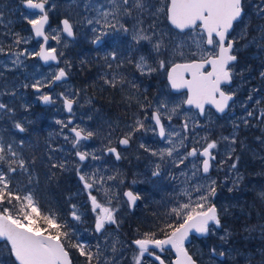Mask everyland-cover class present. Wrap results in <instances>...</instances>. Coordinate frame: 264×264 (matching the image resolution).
<instances>
[{
  "label": "snow or ice",
  "instance_id": "1",
  "mask_svg": "<svg viewBox=\"0 0 264 264\" xmlns=\"http://www.w3.org/2000/svg\"><path fill=\"white\" fill-rule=\"evenodd\" d=\"M22 3L28 10L25 19L31 26L32 33L37 38H43L45 42L40 45L38 52H33L31 55L39 57L46 63L56 61L57 49L45 46L49 39L58 43L61 40L59 34L50 37L45 31V26L49 21L46 9L48 0H22ZM107 3L111 6L110 8L92 3L85 4L86 9H93L97 14L96 18L88 19L87 23L99 25L101 35L108 34L102 31L103 29H122L127 33L129 30L120 23L119 17H131L134 10L139 13L148 10L145 0H107ZM244 11L243 0H167L166 3L161 0V6L152 15L163 14L172 28L185 35L190 33L189 39L198 49L200 59H194L188 63H171L170 67H168V61L160 59L157 68L149 64L144 56H141L135 62L136 71L141 75L160 70L167 71V79L171 88L174 90L186 89L187 91V97L183 104L197 109L201 116L205 115L206 105L214 107L218 113L225 112L234 93L225 91L222 85L231 83L233 75L231 65L237 60L236 55L233 54L236 40L229 39V36L234 31V25L243 20ZM34 14L35 18H31ZM256 14L264 18V0H260ZM61 23V31L67 37H73V23L67 18L63 19ZM143 23L142 19L137 20V25L140 27L136 28L133 39L137 43L147 41L159 56L165 45L162 39H158L154 43L153 40L156 36H162V33L153 31L152 34H147L148 29L154 30L157 24L153 21L146 29L142 26ZM92 31L97 32L98 29L93 27ZM259 31V40L253 38V41L257 43L264 42V27H261ZM246 33L247 26L244 29V34L246 35ZM100 39L101 36H96L93 43ZM27 42L19 34H16L7 52L4 47L0 46V54L14 56L15 59L12 60V64L18 65L21 62L20 58L28 53L26 50L13 51V47ZM205 45L210 51L206 50ZM184 47L183 42L177 44L173 48V52L183 56V51L178 50ZM113 59H115L114 53ZM206 66L210 67L211 70H207ZM260 75L264 77V72H261ZM66 76V70L59 68L52 74L51 80L47 83L38 80L31 86L37 93H40L42 88L51 87ZM186 76L191 78L188 79ZM126 82L125 78L115 76L111 80H104L105 84L112 87ZM59 98L63 101L64 110L71 114L73 105L77 103L76 99L68 93H60ZM38 99L44 104L55 103L53 96L49 94H41ZM257 103L259 104V101ZM150 107V104H140V110L144 113L143 118L138 114H133L132 122L126 125V131L119 138L118 144L129 146L135 134L140 131H152L158 134L165 143V147L153 150L143 143L140 144L141 148L160 160V163L156 164V170L152 172L153 176L161 175L162 164L170 162L174 167L179 168L191 158V176L183 171L181 175L185 176L186 183L192 180L196 182L190 184L180 193L181 196L187 197L186 202L177 201L176 205L166 213L167 216H174L176 221L174 223L165 222L163 227H159L157 231L138 232L135 238L126 242L113 239L109 243L106 237V243L103 247L97 243L93 248L87 241L74 240L75 233L69 230V225L61 222V218L56 213L42 211L31 191H16L12 187L13 174L18 171L28 172V162L13 147V144L9 143L5 146L0 143V165H3L0 168V252L8 253L9 257L12 258L11 264H73L70 249H75L79 256L84 258V264H121L124 251L128 248L133 251L131 264H146V262L147 264H156V262L165 264V259L162 258L161 254L168 251L175 254L170 264H198V261L193 258L185 246L190 233L194 232L205 236L221 227L219 210L212 202V198L216 195V181L209 177L210 169L213 166L212 162L216 159L212 150L218 147L219 141L210 140L207 136L201 137L194 139V143L200 144L202 140L204 142L202 147H192L187 150L185 142L190 139L189 130L192 118L186 116L185 121L180 125V130H177L174 127L166 126L163 121L167 119L171 122L173 116L178 114L180 105H176L164 113L161 112V109L167 106L160 104L151 111L149 116L147 108ZM0 111L11 113L12 109L6 104L0 103ZM247 115L251 117L253 112H248ZM258 119L264 120V112H261ZM149 120L151 124H146V121ZM56 123L60 124L62 129L68 128L73 134L70 142L73 149H76L75 156L78 159L76 172L83 184L84 191L88 193L91 210L95 214L94 232L103 236L107 226L116 225L119 228V221L116 218L118 208L112 207V198L107 199L106 206L98 201L97 196L92 195V189L96 188L99 191L100 188L97 186L103 187L106 183L105 178L97 172H93L91 175L84 173L81 168V165L88 159H100L93 152L79 150L81 142L92 139L96 133L79 126L70 127L73 124L71 118L68 119L67 123L60 120H57ZM244 123L247 125L248 121L245 119ZM199 126L198 122L192 123L193 128ZM14 127L21 133L25 131V127L21 123H15ZM64 139L67 141L69 137L65 135ZM222 139L229 142L228 159H231L232 153L235 151L231 145L236 143V138L233 136L231 138L222 137ZM20 143L23 145L22 140ZM111 144L112 141L109 137V146L105 148V154H112L117 160H120V152L117 147L111 146ZM181 149H185V151L181 153ZM221 163L223 164V161ZM66 166L67 161L51 164V168H60L61 170L66 169ZM185 167L187 166L185 165ZM236 167L237 164L233 162L231 169L234 170ZM5 168L6 170H4ZM116 179L117 176L115 175L107 177L108 181H115ZM202 180L207 181V183H200ZM110 191V189H105V195H108ZM123 196L126 198L129 207H133L136 201L141 198L138 193H134L132 190L124 191ZM70 215L75 221L81 219L75 205L72 206ZM221 239L226 241L227 236L221 237ZM211 253L215 255L216 249L213 248ZM219 256L223 257L225 253L220 252ZM0 264H4V262L0 260Z\"/></svg>",
  "mask_w": 264,
  "mask_h": 264
},
{
  "label": "rangeland",
  "instance_id": "2",
  "mask_svg": "<svg viewBox=\"0 0 264 264\" xmlns=\"http://www.w3.org/2000/svg\"><path fill=\"white\" fill-rule=\"evenodd\" d=\"M51 2V11H54L55 13L58 12L57 6L58 1H52L48 0ZM64 1V0H62ZM73 0H68L67 2H64L59 6L61 12L66 9V5L70 6L72 4ZM76 4V7L79 8V11L82 15L85 17L80 16L78 21L80 23V26L78 27V30L80 32V44L79 45H85L88 43L91 45L92 41L96 38V36H101V39H107V40H112L114 39L113 43L107 46L104 50L97 48L96 49V54L93 53L95 64L98 60H104L106 64L108 65V61L113 58L111 56L113 49L116 48L118 43V38L119 37H124V42L121 44L124 49V54L125 58L127 60H130L133 62H137L141 56H144L141 53H136L133 54L131 57L130 50L128 48L129 43L131 42L132 45L136 46L139 44L144 43L148 49V55L144 56L148 63L155 64L156 67L158 68V61L160 59H164L168 61V67L171 65V63L175 62H182L189 60L192 57H200V53L196 46L191 43V40L189 39L190 33L188 35H185L184 33H178L175 30H173L169 24L167 23V20L163 14H158L157 16H153L152 13L155 12L157 8L161 6V0H145V4L148 8L146 12L139 13L134 10L133 16L128 17V16H121L119 17L120 23L124 25L129 31L125 33L122 29L121 30H114V29H103L102 31L107 32V35H101V30L99 25H89L87 23L88 19H94L96 18V12L93 9H86L85 4L86 3H92L94 5H103L106 8H110L111 6L108 5L107 0H74ZM163 2H167V0H163ZM250 10H252V6L246 4ZM3 9V6H2ZM25 14L24 13L23 17H20V19L15 22L12 18L9 21V23H5L4 25L9 26L10 23L13 22V27L15 30L18 28V24L21 23L22 25L26 26L27 20L25 19ZM31 18H35L33 15ZM111 19V18H110ZM142 19L144 21L143 27L148 29V26L153 23V21L156 22L157 27L153 29H148L147 34H152L153 31L157 33H162V36H156L154 37L153 43L158 40L162 39L165 47L161 49V54L158 56L152 49V46L150 43L147 41H141L137 43L134 39L133 36L136 33V28L140 27V25H137V20ZM114 22V21H113ZM245 26H248L250 24L249 21V16L246 17V21L244 22ZM29 26V24H28ZM84 27H88V31H81ZM96 27L98 29L97 32H93L92 28ZM25 28L23 29V31ZM116 32V33H112ZM198 31V30H197ZM18 33V32H17ZM29 33L28 35H26ZM46 33L51 37L52 35L59 34L61 37L60 42L58 43L55 40H51L50 46L52 48L58 49V47L65 48L67 47V40L62 36L60 27L57 25H52L48 26L46 29ZM124 34V35H123ZM4 35L7 36V32L4 33ZM19 36L23 37L25 40H27V43H21L18 46H14L13 49H17V51L21 50H26L28 54H26L24 57H21L20 60L21 62L18 65L12 64V60L15 59L14 56L11 55H5L3 54V60H0V66H2L3 71H9L15 68L20 69L19 70V80L22 82V84L28 85V89L30 92H26L28 95V100L30 101V104L32 105V84L36 83V81H44L48 82L51 80V76L54 72H56V68L54 67H49V68H43L36 56L31 55L33 52H37V49L39 45L33 41L32 36L29 31H24L22 32ZM7 38H9L7 36ZM129 40H131L129 42ZM5 41V40H4ZM129 42V43H128ZM184 43L185 47L183 49H180L178 51H183L184 55L181 56L179 54H175L173 52V48L177 44ZM130 43V44H131ZM205 47V46H204ZM206 48V47H205ZM5 51L8 50V48L4 47ZM207 50V49H206ZM193 53H196V55H193ZM118 56H115V59H117ZM125 66L128 65L126 59H125ZM15 66V67H14ZM62 67L66 69V66L62 64ZM97 67V66H96ZM68 68V67H67ZM67 70V69H66ZM68 71V70H67ZM16 72V71H15ZM166 72L165 70H160L157 72H154L153 75L157 80H159L160 84L157 90V99L153 100L150 96H145L141 92V87H139V97L142 99L146 97L148 100H150V105L153 104V101H155V105L153 108L155 109L158 105L160 104H165L167 107L164 109H161V112L167 113L169 110H171L173 107L176 105H180V109L178 110V114L174 115L171 122H169L167 119H165V125L168 127H174L177 130H180V125L182 124V121L184 122L186 119V116L191 117L190 121V130H189V144L188 147L190 146H203V141L201 140L200 144L194 143V139H199L201 137L207 136L210 140H218V147L214 149L213 154L216 156V159L213 161V172L209 174L210 179L216 181V197L215 200L212 201L218 208L219 213H220V218H221V227L218 229H215L213 232H211L208 236V238H205L199 242H193L190 244V253L193 255V257L198 261L199 264H251L250 260V253H247L245 250L239 251V248H236V241L235 239H231V237L236 235V233L230 228L226 227L224 225V220L223 217H228V215L234 214V213H240L242 209L239 208V205H236L234 200H236L234 197H237V193L239 192L238 196L243 195V191L245 189H242L243 191L241 192L240 184L244 183V178L241 176H238L236 174H230L226 173L225 170L222 169L221 171V166L223 167V164L225 163V157L228 156L226 153H228V149L226 148V145L229 144L228 141H224L222 137H226L223 133L226 132H220L221 127V122L219 121L218 116L213 113L212 111H209L206 113L205 117L202 119H199L198 115L192 111L191 109H185L183 107V101L185 100V95H179V96H172L173 94L170 93L167 85H166ZM3 73V72H2ZM16 74V73H15ZM107 73L104 72V75ZM135 75H137L135 73ZM161 77V78H160ZM113 77L110 75L107 79L111 80ZM163 81L165 82L163 84ZM122 85V84H120ZM118 85V86H120ZM107 87V84H106ZM123 88L126 89L125 91H128V96L124 98L125 102H128V98L130 97L131 93L134 91L138 93V90L134 89L132 83L131 85H128L127 83H123ZM15 90L14 88L12 89L9 85L5 84L0 86V103H5V96L6 95H12L11 92ZM79 90L80 88L76 86L74 81L71 82H65L62 84L57 85L55 91L53 92V98L55 100V103H52L50 106V112L52 113L53 117L50 119V121L56 123L57 120L63 121L64 123H67L68 118L65 116L64 111H63V101L59 98L60 93H68L70 96L74 97L77 102L82 101L83 97L79 96ZM132 91V92H131ZM15 92V91H14ZM78 93V95H77ZM159 95V99H158ZM35 99H38V96L34 97ZM24 99H27L26 95L24 93H20L18 95V100L19 103L25 104ZM145 100V98H144ZM7 102L10 104L11 99L8 98ZM77 104V103H76ZM77 110H73L71 113V117L77 121V125L81 128H85L89 130V126L87 127L86 124H88V121L86 117L82 116L83 110L86 112V116L88 117L89 107L88 105L85 106L84 104L78 105ZM48 109V108H47ZM48 109V110H49ZM82 109V110H80ZM149 108H147V113L149 115ZM131 112V111H130ZM129 112V113H130ZM2 113V111H0ZM134 114H137L133 112ZM91 113L89 119H91ZM125 115L124 118L122 115H110L108 119L101 121L99 116H95V122L96 124V129H98V132L100 134L104 133V130L106 131V135H110L112 138L117 135L119 131V126L117 129L115 128V125L117 124L118 120H122V126L126 127L127 124H130L132 122L133 115L129 116L128 114H123ZM140 115L141 118H143V114H138ZM4 117V116H3ZM193 122H198L199 127H192ZM57 124V123H56ZM146 124H151L150 122L146 121ZM60 125V124H58ZM62 128V126L60 125ZM65 129V128H63ZM67 130V128H66ZM126 131V128L120 127V134L124 135ZM115 132V133H112ZM211 132V133H210ZM63 137L67 134L63 133ZM68 136V135H67ZM233 136H235V130L233 131ZM232 136V137H233ZM69 137L68 142V148L71 150L72 155L74 156L73 163L75 164V175H76V184L78 185V191L76 193L77 197L82 198L83 201L79 202L77 211L79 212L81 219L80 221H75L72 219V217L68 218L67 221L70 223V230L75 233V239L82 240V238L89 239L92 237L94 241V247L97 243H100L102 247L105 245L106 240L105 238L107 237V241L110 243L111 240L113 239H118L119 241L126 242L130 241L131 239L135 238L137 235L136 228L129 226L130 222H126L128 218L130 217L129 212H127L128 208L125 204L124 199L120 197V193L116 187V184L111 183L110 181L107 180L108 176H117V173H120V168L117 166H113L110 163V158L109 154H105V148L107 147L103 142H99L94 144V145H89V143H84L81 142V146L79 148L80 151H89L93 152L96 156L100 157L98 160H91L88 159L87 161L84 162V164L81 165V168L83 169L84 173H87L91 175L93 172H97L99 175H102L105 178L106 183L103 185V187H100L99 185L97 186L100 188L99 191H97L96 188L92 189V195L97 196L98 201L105 204L107 206V199L112 198L113 203L112 207L118 208V213L116 214V218L119 221V228H117L116 225H110L107 226V229L104 233L103 236H100L99 234H96L94 232V225H95V214L91 210V202L88 199V193L84 191L83 189V184L80 181L77 172H76V165L78 163V160L75 158V151L76 149H73L72 144L70 142L71 137ZM114 137V139H115ZM156 138V133L152 131H140L135 134V137L132 140V144L130 146L131 150L125 154H122V159L121 162L124 163L127 159H131L134 162H138L135 167H137V170L130 175V178L133 181V185L136 186V189L138 186L148 184L150 186L152 185H157L158 189H162L165 185L170 184L171 190L168 192H171V195L173 198L176 200L174 201L175 205L177 201L180 202H186L187 197L181 196L180 193L182 192L183 189L188 188L190 184L195 183V180L185 182V176L181 175V172H187L188 176H191V169H192V162L191 160L185 161V165H181L179 168L174 167L170 162L167 164H162L160 168L161 175L159 176H154L150 177L152 172L156 170V164L160 163V160L158 157H153L150 152H146L143 148L140 147V144L143 143L145 144L148 148L150 149H159L162 147H165L164 142L159 143H154L157 147H151V143L153 141L149 142V140H155ZM113 141V139H112ZM112 144L111 146H113ZM153 145V144H152ZM181 153L185 151V149L180 150ZM135 152V153H134ZM139 156V158L135 159L136 157ZM144 160H147V167L146 170L148 172H140L138 170L141 169V164ZM141 166V167H140ZM135 170V169H133ZM222 172V173H221ZM123 181V183H121ZM120 183L117 186L120 185H125V179L122 177ZM200 183H207V181H200ZM105 189H110L111 191L108 193V195H105ZM231 189V190H230ZM16 191H18V186L16 188ZM234 192V193H232ZM140 196L142 197V193H139ZM162 195V194H161ZM234 198V200H233ZM137 209H140L138 207ZM131 218V217H130ZM83 224H87L83 226ZM79 225L81 226V229H77L75 226ZM85 230V232H84ZM245 230H247L248 234H251L252 232L249 230L248 226H245ZM233 233V234H232ZM227 236L226 241L222 240L221 237ZM232 243V245L230 244ZM215 248L216 249V254L213 255L211 253V250ZM71 254L74 255L73 258V264H84V259L79 256L78 252H76L75 249H70ZM220 252H224L225 256L221 257L219 256ZM170 253V252H169ZM108 255H111V253H108ZM133 255V251L131 248H128L126 251H124L123 258L121 261V264H131V257ZM171 258V255L168 257V260ZM11 257H9L8 253L6 252H0V260L4 262V264H11ZM147 264V262H146Z\"/></svg>",
  "mask_w": 264,
  "mask_h": 264
},
{
  "label": "trees",
  "instance_id": "3",
  "mask_svg": "<svg viewBox=\"0 0 264 264\" xmlns=\"http://www.w3.org/2000/svg\"><path fill=\"white\" fill-rule=\"evenodd\" d=\"M68 0H59L57 11L52 12L50 14V24L57 25L60 27V19L67 18L73 23V31L75 34V39L73 41H67V47L57 49V56L59 57L60 62L66 66L68 69V73L72 81L80 88L79 96H82V101L77 102L76 110L78 109V105L84 104L88 105L89 111L92 114L91 119L90 113H88V117L86 116L85 110L82 112V116L86 117L89 126V130L96 133V135L90 139L89 145L94 144L96 141L103 142L106 146H109V137L110 135H106V131L104 130L103 134L98 132L96 129V124H94V117L97 115L94 112V107L98 106L103 110L110 108V100L108 95V88H106V84L104 80L107 79L106 75L97 74L94 72L96 67L93 53H97L91 45L86 43L85 45H79L81 42L79 40L80 32L78 27L80 23L78 21L79 17H85L79 11V8L76 7L75 1H72L70 6L66 5V9L61 12L59 6ZM4 11L10 12V17L17 22L20 19V13H25V11L21 7L20 0H2ZM16 12V13H15ZM24 31H29V26L18 24L17 30L13 27V22L9 24L7 29V36L9 37V42H12L15 39L16 34H21L23 29ZM88 31V27H84L81 31ZM18 32V33H17ZM6 36V35H5ZM131 40H129L130 42ZM110 40L105 41V44L102 46V50H104ZM124 42V37L118 38V45H120V55L117 59H124V49L121 45ZM128 42V43H129ZM131 43V42H130ZM129 43V50L131 53V57L133 54L141 53L144 56L148 55V49L144 43L139 45H132ZM18 69L15 68L12 70L3 71L2 73V82L3 85L7 84L12 89L19 90L24 93L27 99H24V110L17 108L18 110V123H21L25 127L24 132H18L17 139L21 142L23 141V145L17 146L18 152L21 156L28 162V172H20L13 174V182L12 187L14 185L18 186V191H31L38 201L42 211L45 213L51 211L56 213V215L62 216L67 220L71 217L70 213L72 211V206L75 205L76 198L72 196L69 198L70 188H74V190H78V185L76 184V175H75V164L73 163L74 156L72 155L70 149L68 148V140L66 141L62 135V129L60 126L50 119L52 118L51 112H47L41 109V107H33L28 100V95L26 92H30V90L25 87V84L19 80L21 78L19 75L15 74V71ZM20 70V69H19ZM21 71V70H20ZM131 82H135L133 79L134 72H131ZM102 81L103 86L99 83L96 84L95 81ZM16 81L19 82L20 88L17 86ZM165 82L163 81V84ZM98 86V88H97ZM99 87H105V89H101ZM132 92V91H131ZM130 101L129 108H134L138 106L140 102V98L131 93L128 98ZM11 104V103H10ZM12 105V104H11ZM82 110V109H80ZM107 112H100L98 115H101V121H104L107 117ZM129 116L133 115V111L130 113H126ZM125 115L122 114L124 118ZM36 127L39 128V132L35 131ZM119 136L120 134L119 129ZM112 141V138H111ZM113 144V141H112ZM111 144V145H112ZM51 158V159H50ZM76 158V157H75ZM67 161L66 169L61 170L60 168H51L52 163ZM137 162L131 161L126 168L129 170L130 167H135ZM31 181V182H30ZM140 189L142 193L141 201L139 202L140 209L135 211L126 222H130L129 226L136 228V232L143 233L147 231H157L159 227H163L165 222L174 223L176 218L174 216H167L166 213L175 206L174 201L175 198L172 197L170 184L165 185L162 189H158L156 185H148L140 184ZM243 190L241 189V192ZM73 193V192H72ZM234 193V192H232ZM243 195L234 197L236 205H239V208L242 209L240 213H234L228 215V217H223L224 225L226 227H230L236 235L231 237V239H235L236 248H239V251L242 249L247 251V253H252L254 245V239H252V235L254 233V219L255 216L264 215V210L256 211L254 207H252V195L250 191H243ZM162 194V195H161ZM222 223V222H221ZM87 224H83L85 226ZM245 226H248L249 230L252 232L251 234L247 233L245 230ZM85 232V230H84ZM208 238V236L206 237ZM82 241H87L94 248V241L92 237L89 239L82 238ZM201 240H197L195 242H199ZM232 245V243H230ZM164 255L168 258L170 253L165 252ZM74 257V255L72 254ZM83 257H81L82 259ZM252 256H250V260L252 261ZM84 259V258H83ZM73 260V258H72Z\"/></svg>",
  "mask_w": 264,
  "mask_h": 264
},
{
  "label": "flooded vegetation",
  "instance_id": "4",
  "mask_svg": "<svg viewBox=\"0 0 264 264\" xmlns=\"http://www.w3.org/2000/svg\"><path fill=\"white\" fill-rule=\"evenodd\" d=\"M52 1H55V0H52ZM20 2H22V0H20ZM57 3L58 2H56V4ZM247 3L248 5L252 6V10L248 8V6L246 5ZM243 4H244V9H245L243 20L234 25V31H232L231 35L229 36V39L236 40V43L234 46L235 50L233 54L236 55L237 60L234 61L231 65L232 73H233L232 81L230 84L222 85V88L225 91L234 93V96H233V99L229 101V107L226 108L225 112H223L221 115H217V114L216 115L218 116L219 121L221 122V127H219L221 134L222 132H226L223 134L226 137L231 138L233 136V131L235 130V138H236V143L234 145H231V148H234L235 151L234 153H232L231 159H228V156L225 157V163H223V167L221 166V171L222 169L225 170L226 173H228V175L236 174L238 176H241L243 174L242 177L244 178V183L240 184V188L245 189L247 192L248 191L251 192L252 207H254L256 211L258 212V211L264 210V196H262V194H264V120L258 119V117L261 116V112H264V77L260 75L261 72H264V46H261V44H264V42H260V43L254 42L253 38L255 37L257 41L259 40V35H260L259 30L261 27H264V18L256 14L257 6L260 4V0H243ZM2 6H3L2 0H0V46L8 48L9 45H12L14 40L12 42H9V38H7V36L4 35V33L7 32V29H8V26L4 24L9 23V21L11 20V17L9 15L10 12L4 11V8L2 9ZM50 8H51V2L48 1V4L46 5V9L49 15V23L51 19L50 14L54 12V11H51ZM23 15L24 13H20V17H23ZM247 16H249L250 24L247 26V33L245 35L244 34V29H245L244 22L246 21ZM49 25L51 26V24ZM112 33H116V32L112 31ZM28 34L29 33H27L26 35ZM100 40H101L100 44H98L94 50H96L97 48L101 49L102 46L105 44L106 39H100ZM113 41L114 39L110 40L108 46L112 44ZM91 46H93V42ZM119 47L120 45L117 44L116 48L113 49L111 56H113V53L115 54V56L120 55ZM207 50L210 51V49H207ZM7 51L8 50H6V52ZM13 51H17V49H13ZM125 59L128 63L127 66L124 65ZM194 59L198 60L200 59V57H192L189 60L182 61V62H191ZM0 60H3V54H0ZM109 65H111V67H109ZM134 65H135V62L134 61L132 62L131 60L129 62L127 58H124V59L111 58L108 61V65L106 64L104 60H98L96 62L97 67H95L94 72L97 74H103V75H104V72H106L107 78L110 75L112 77L115 76L117 78L123 77L126 79L127 81L126 83L128 85H131L132 83L131 82V77H132L131 72L133 71L134 72L133 79L135 82H133L132 85H135L134 89L138 90V93L135 91L133 93L139 97V91H140L139 87H141L142 89L141 92L145 96H150L153 100L157 99L156 89H158L159 87V84H160L159 80L155 78L153 73L141 75L138 71H136ZM151 65L153 67H156L155 64H151ZM42 67L49 68L52 66H48V67L42 66ZM2 68L3 67L0 66V86L3 85V82H2L3 69ZM54 68H56V71H58L59 68H63L60 60L58 63V67H54ZM67 70H66L67 77H68L67 82H71L72 79ZM207 70H210V67H207ZM15 73L18 75L19 70H17ZM135 73L137 75H135ZM95 82L97 85L99 83L101 86H103L102 81L96 80ZM16 83H17V86L20 85L18 81H16ZM57 85L59 84H53L51 87H44L41 89L40 93H35V89H32V96H33L32 106L33 107L36 106L40 108L41 107L39 105L40 100L35 99L34 97L35 96L39 97V95L41 94H49L52 96ZM166 85L168 87L167 82H166ZM19 87L22 88V86H19ZM99 88H101L102 90L105 89V87H99ZM106 88L109 89L106 94L108 95L109 100H110V108L103 110L98 106L94 107L93 109H94V112H96L97 116H99L98 114L100 112L102 113L103 111H106L108 113L107 117H110V115L112 116L115 114H118V115L126 114V113H129L130 111H133L137 114H143V112H141L140 110V104H145V105L150 104V100H148L146 97H144L145 100L144 98L142 99L141 97H139L140 102L138 103V106L137 107L135 106L134 108L131 109L129 108V104H130L129 99H128V102H125L124 100V98L128 96V93H127L128 91H125L126 89L123 88V84L120 86L117 85L116 87H112L109 84H107ZM11 93H12L11 96L10 95L5 96L4 104H6L9 108H11L12 112L9 113L6 111H2V113H0V143H3L5 146L11 143L13 144V147L16 150H18L17 146L20 145V142L18 141L19 139H17V134L19 131L14 127V125L15 123H18V110H17V108H19L18 95L21 93V91L13 90V92ZM170 93L173 94L172 96L174 97L179 96V95H185V98H186L185 91H182L180 93H172L170 91ZM8 98L11 99L12 105L7 102ZM158 99H159V95H158ZM3 100L4 98L2 99V103H3ZM257 101H259V104L257 103ZM155 103L156 102L153 101V104L149 108L150 109L149 116L151 114V111L154 110L153 106L155 105ZM50 105L51 104H47L45 107H41V109L44 111L50 112V109H49L51 107ZM183 107H184V104H183ZM73 110H76V103L73 105ZM191 110L194 111L192 108ZM209 111H212V110L209 107H206L205 115ZM194 112L197 114L196 111ZM248 112H253V116L249 117L247 115ZM66 117L70 118L71 114L70 116H66ZM71 119L73 120V125H71L70 127L78 126L76 124L77 121L73 119L72 117ZM245 119L248 121L247 125L244 123ZM147 122H150V120ZM163 123H165V121H163ZM122 124H123L122 120H118L117 124L115 125V128L117 129L118 126H119V129L120 127L126 128V127H123ZM68 130H69L68 128L67 130L66 128L62 129V134L63 133L67 134ZM112 133H115V132H112ZM118 134H119V131L116 137L114 136L115 139L112 134V139H113V144H114L113 146L117 147L118 151L120 152L121 159H122V154L129 152L131 150L130 146L133 144L131 141L130 145L127 148H120L118 144V140L123 135L119 136ZM151 141H153V143H151V147H157L156 145H154V143L160 144V141L158 140L157 136L155 140H149V142ZM185 143L187 145V150L192 147L200 148V146H197V145L188 147L189 140L186 141ZM226 148L230 151L229 144L226 145ZM228 153H226V155H228ZM109 158H110V163L113 166H117V168L118 167L120 168L119 172H121V174L117 173V175L119 174L118 175L119 179H116L115 181H110L111 183L116 184V187L120 193V197L124 199L123 193L126 190H132L134 193H138V194L141 193L140 185L136 189V186L133 185V181L130 178V175H132V173L137 170V167H134L135 170H132L131 174H129L128 170L126 169L128 167V164L132 160L127 159L124 163H122L121 159L117 160L115 156L112 154H109ZM137 158H139V156L136 157L135 159ZM233 162L237 164V167L234 170L231 169V165ZM212 165H213V162H212ZM141 166L140 167L142 170H138V171L145 172L148 174L146 170L147 160H144ZM2 167L3 165H0V168ZM4 170H6V168ZM211 172H213V166L211 167L209 174H211ZM122 177L125 179L126 184L117 186L120 183L119 181H121ZM150 177L155 178L152 174L150 175ZM140 201H141V198L138 200L137 206L134 207L133 209H130L125 201V204L128 208L127 212H129L130 214H133L135 211H138L139 209L137 208L139 207ZM59 217L61 218V222H65L69 225V230H70V226H71L70 223H68V221L65 220V218H62V216H59ZM75 227L77 229H81V226L79 225H76ZM252 239H254V245L252 246L253 258H252L251 264H264V215L260 216L257 214V216H255L254 233L252 235ZM193 242L194 241H192V243ZM190 248L191 246L189 245L187 248L189 250V253H190ZM161 256L162 258L165 259V262L169 263L170 259L168 260V258L164 255V253H162Z\"/></svg>",
  "mask_w": 264,
  "mask_h": 264
},
{
  "label": "water",
  "instance_id": "5",
  "mask_svg": "<svg viewBox=\"0 0 264 264\" xmlns=\"http://www.w3.org/2000/svg\"><path fill=\"white\" fill-rule=\"evenodd\" d=\"M21 6H22V9L24 10V11H26V12H28V10L24 7V5H23V3L21 2ZM63 19H65V18H62V19H60V21H59V23H60V31H61V29H62V23H61V21L63 20ZM168 23V22H167ZM48 24H49V21H48ZM48 24L45 26V30H46V28H47V26H48ZM170 27H171V25H170ZM172 28V27H171ZM29 29H30V31H31V26L29 25ZM172 29H174V28H172ZM174 30H176V29H174ZM199 30V29H198ZM176 31H178L179 32V30H176ZM180 33V32H179ZM31 34H32V36H33V40L34 41H36V42H40V45L42 44V43H45L44 41H43V38H37V37H35L34 36V34L32 33V31H31ZM61 34H62V36H64L67 40H69V41H72V40H74V37L75 36H73V37H67L66 36V34H64L62 31H61ZM49 42H50V39L47 41V43L45 44V46L46 47H48V44H49ZM100 43V40L99 41H97L96 43H93V46L94 47H96L98 44ZM206 46V45H205ZM207 47V46H206ZM39 49H40V46H39V48H38V51H39ZM37 51V52H38ZM38 58V60H39V62H40V64L42 65V66H49V65H52V66H57L58 65V59L56 60V61H49V62H44L43 60H41L39 57H37ZM184 63H188V62H184ZM170 67V66H169ZM207 67V66H206ZM211 70V69H210ZM209 70V71H210ZM186 78H188V79H190L191 77L190 76H186ZM68 80V77L66 76V78H64L63 80H61V81H59V82H56L55 84H60V83H63V82H66ZM166 81H167V84H168V86H169V88H170V91L172 92V93H180V92H182V91H185L186 93H187V91H186V89H181V90H174V89H172L171 88V86H170V84H169V82H168V79H167V73H166ZM35 93H37L36 91H35ZM187 97V96H186ZM39 105L41 106V107H45L47 104H44V103H42L41 101L39 102ZM184 107L186 108V109H190L191 107L190 106H187V105H184ZM206 107H209L210 109H212L217 115H221L222 113H218V112H216V110H215V108L214 107H212V106H210V105H206L205 106V109H206ZM194 111H196L197 113H198V115H199V117L200 118H203V116H201L200 114H199V112H198V110L197 109H194V108H192ZM64 112H65V114L66 115H68V114H70V113H68L67 111H65L64 110ZM73 121V120H72ZM158 131V130H157ZM68 133L72 136L73 134L68 130ZM157 138H158V140L161 142L162 140L160 139V137L158 136V134H157ZM84 142H86V143H88L89 142V140L88 141H84ZM119 147L120 148H127L126 146H122V145H119ZM191 149V148H190ZM190 149H188V150H190ZM191 159V158H190ZM202 159V158H201ZM123 198H124V200L126 201V198L123 196ZM215 200V197H213L212 198V201H214ZM137 202L138 201H136V203H135V205L133 206V207H129L130 209H133L136 205H137ZM207 235H205V236H202V235H199V234H196V233H190V236H189V239H188V241H186V248H188V246L191 244V242H192V239H202V238H204V237H206ZM170 253H171V255H172V258L170 259V261H169V263H167V262H165V264H170V262L174 259V253L173 252H171L170 251ZM156 264H158V262H156ZM199 264V263H198Z\"/></svg>",
  "mask_w": 264,
  "mask_h": 264
},
{
  "label": "bare ground",
  "instance_id": "6",
  "mask_svg": "<svg viewBox=\"0 0 264 264\" xmlns=\"http://www.w3.org/2000/svg\"><path fill=\"white\" fill-rule=\"evenodd\" d=\"M18 105H19V108H20V109H22V110L25 109V108H24V106H26L25 104H21V103H19ZM35 129H36L35 131L39 132V128H38V127H36ZM96 143H98V142L96 141L94 144H96ZM94 144H92V145H94ZM70 151H71V150H70ZM133 169H134V167H130L129 170H128V173L131 174ZM129 174H128V175H129ZM16 188H17V185H15L14 189L16 190ZM73 189H74V188H70V192H69L68 197L70 198V197L72 196L73 198H76L75 206H76V208H78L79 202H81V201H83V200H82V198L76 196V193H77L78 190H74V191H73ZM72 192H73V193H72ZM250 256L253 257V253H251Z\"/></svg>",
  "mask_w": 264,
  "mask_h": 264
}]
</instances>
